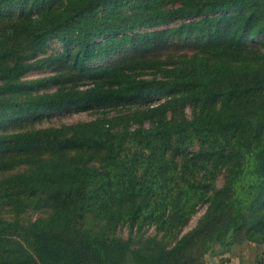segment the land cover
Returning <instances> with one entry per match:
<instances>
[{"label": "trees", "instance_id": "obj_1", "mask_svg": "<svg viewBox=\"0 0 264 264\" xmlns=\"http://www.w3.org/2000/svg\"><path fill=\"white\" fill-rule=\"evenodd\" d=\"M237 244L264 264V0H0V264Z\"/></svg>", "mask_w": 264, "mask_h": 264}, {"label": "rangeland", "instance_id": "obj_2", "mask_svg": "<svg viewBox=\"0 0 264 264\" xmlns=\"http://www.w3.org/2000/svg\"><path fill=\"white\" fill-rule=\"evenodd\" d=\"M53 46L56 45V43H53ZM57 49H59L60 47L56 45ZM32 76L38 75L36 72H32L31 73ZM94 115L92 114V112H88V111H83V112H70V113H56L54 115H51L48 119H46V121L44 122V125H50V124H60L63 122H67V123H71V122H75V121H81V120H88L93 118ZM219 183H222V180H220ZM207 205H203L192 217V219L190 220L189 224L186 226L185 230H189L192 227H194L199 218L201 217V215L204 213L205 209H206ZM155 231V227H151L149 229V233H154ZM121 233L124 236H127L128 234V228L127 226L123 227L121 229ZM256 251L253 248V246L251 245H247V244H237L233 247L232 251L225 254L224 256L222 255H207L206 256V262L207 264H222V260L223 259H227L224 260L225 263L227 264H241L240 260H244L245 264H250L251 259L254 258Z\"/></svg>", "mask_w": 264, "mask_h": 264}]
</instances>
